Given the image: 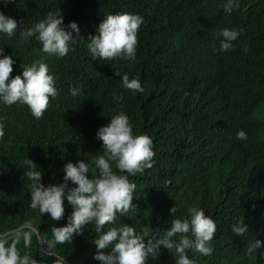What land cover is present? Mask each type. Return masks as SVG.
Instances as JSON below:
<instances>
[{"label": "trees", "instance_id": "obj_1", "mask_svg": "<svg viewBox=\"0 0 264 264\" xmlns=\"http://www.w3.org/2000/svg\"><path fill=\"white\" fill-rule=\"evenodd\" d=\"M6 2L0 0V12L18 22L16 35L0 33V48L15 61L11 77L22 74V65L42 60L55 78L58 95L49 98L48 108L40 119L31 114L26 104L0 103V123L4 124L5 133L0 138V236L33 228L36 233L32 234L29 251L32 259L46 264H53L57 258L69 264H100L94 259L97 251L93 243L97 238L94 224L87 225L83 235L74 236L72 242L57 244L55 255L47 254V241L52 238L50 229L66 226L72 207L65 198V214L59 222L38 209L33 210L24 160L28 157L43 172L45 186L63 183V168L67 163L75 164L81 159L90 162L103 154L96 133L110 123L111 116L105 117L107 113L123 111L129 117L134 136L135 132L146 133L154 139L155 164L129 176V181L136 184L133 208L124 215L117 213L115 222L106 224L103 230L126 225L135 227L138 233L143 231L146 240L159 239L168 230L165 202L174 201V206L177 203L182 209L199 204L218 217L220 234L213 258L198 259L193 250H187L188 258L195 264H257L243 256L228 226L239 223L241 218L252 229L263 225L262 217L258 218L251 206L264 198L261 113L264 61L257 65L254 76L246 69L231 68L225 72L222 83L214 86L201 81L200 72L228 63L226 59L206 55L178 89L165 92L151 86L139 96L122 91L118 77L104 84L99 80L91 84L92 77L87 71L95 69L96 60L87 54V37L97 34L99 23L109 14L138 13L143 17L135 56L138 60L158 39L177 38L203 28L207 15L203 0ZM238 3L239 8L233 13L218 12L212 28L237 23L246 28L247 35L259 34L264 39V0ZM50 11L61 12L66 31L70 30L67 25L75 22L84 38L70 45L65 57L44 53L35 36L26 41L19 36L21 21L24 28H30ZM142 77L151 81L156 74L148 71ZM70 88H78V94L71 95ZM121 94L123 100L118 103L113 97ZM240 130L246 132L247 139L235 141L233 136L237 137ZM111 163L114 172L127 175L116 169L115 162ZM69 186L75 187L71 182ZM16 246L19 254L25 256L23 236L18 237ZM177 259L174 250L161 247L159 258L150 259L148 264H176Z\"/></svg>", "mask_w": 264, "mask_h": 264}, {"label": "clouds", "instance_id": "obj_2", "mask_svg": "<svg viewBox=\"0 0 264 264\" xmlns=\"http://www.w3.org/2000/svg\"><path fill=\"white\" fill-rule=\"evenodd\" d=\"M238 1L203 0V10L207 9L203 28L177 38L169 36L158 39L138 60L135 56L143 17L129 11L104 15L106 18L99 23L97 34L87 37V54L96 60L95 69L87 71L92 77L91 84H95L96 80L104 84L118 77L122 91L134 92L139 96L144 95L151 86L165 92L176 90L206 55L226 59L228 63L202 70L199 79L207 84H221L225 72L231 68L246 69L254 76L255 68L264 61L262 36L247 35L246 28L237 23L212 28L218 12L225 15L237 11ZM9 2L12 0L6 3ZM63 23L60 11H50L46 18L30 28H24L21 21L19 36L22 41L35 36L42 44L44 53L65 57L70 51L69 46L84 38L80 36L75 22L67 25L70 29L67 31ZM17 28L15 19L0 12V33L12 37L17 34ZM0 57H3L0 58V103L9 106L26 104L36 119L42 118L49 98L58 95L55 78L49 74L47 64L35 60L30 65H22V74L12 78L15 61L11 56L4 55L3 48H0ZM148 71L155 72V79L147 81L142 77ZM78 92V88H70L71 95L76 96ZM113 99L119 103L123 95L114 96ZM110 113L105 116H111L110 123L100 127L96 133V138L102 142L100 152L103 154L90 162L81 159L75 164L67 163L63 168V183L45 186L42 183L43 172L28 157L24 160L27 166L24 176L30 181V207L33 210L38 209L41 214H47L53 221L59 222L64 218L65 198L72 207L66 226H53L50 229L52 238L47 241V254L55 255L57 244L72 242L74 236L83 235L87 225L94 224L97 233L93 241L97 249L94 259L100 264H148L150 259L155 261L159 258L161 247L174 250L178 257L176 264H195L188 258L187 250H193L198 259L213 258L220 222L214 213L199 204L182 209L177 203L174 206V201L165 202L168 230L159 239L153 237L146 240L143 231L138 233L135 227L126 225L103 230L106 224L115 222L117 213L124 215L133 208L136 184L129 181V176L151 168L156 157L155 142L150 135L135 132L134 136L129 117L123 111ZM261 113L264 117V103ZM4 134V124L0 123V138ZM233 139L246 140L247 134L240 130ZM111 162H115L120 173L127 175L114 172ZM69 182L75 187H70ZM251 210L258 218L262 217V226L259 224L257 229H252L241 218L239 223L229 224L228 232L238 242L246 259L264 264V198L253 204ZM29 229L33 228L26 230ZM33 233H36L35 230ZM9 240L8 235L0 236V264H36L29 255L22 257L19 254L16 246L18 237L11 243ZM60 259L55 264H61Z\"/></svg>", "mask_w": 264, "mask_h": 264}, {"label": "water", "instance_id": "obj_3", "mask_svg": "<svg viewBox=\"0 0 264 264\" xmlns=\"http://www.w3.org/2000/svg\"><path fill=\"white\" fill-rule=\"evenodd\" d=\"M32 232H34V229H29V230H26V231L17 230V231H14V232L8 234V236L10 237V240H12L14 238H17V237H20V236H23L25 238L26 255H29V251H30V248H31ZM32 260H34V259H32ZM60 260H61V264H68L66 261H64L62 259H60ZM34 261L36 262V264H46L45 262H41V261H37V260H34ZM55 262L53 264H55Z\"/></svg>", "mask_w": 264, "mask_h": 264}]
</instances>
